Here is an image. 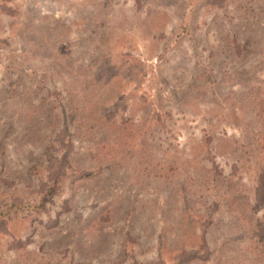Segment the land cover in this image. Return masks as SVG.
I'll return each mask as SVG.
<instances>
[{
	"label": "rangeland",
	"instance_id": "rangeland-1",
	"mask_svg": "<svg viewBox=\"0 0 264 264\" xmlns=\"http://www.w3.org/2000/svg\"><path fill=\"white\" fill-rule=\"evenodd\" d=\"M0 219V264H264V0H0Z\"/></svg>",
	"mask_w": 264,
	"mask_h": 264
},
{
	"label": "trees",
	"instance_id": "trees-1",
	"mask_svg": "<svg viewBox=\"0 0 264 264\" xmlns=\"http://www.w3.org/2000/svg\"><path fill=\"white\" fill-rule=\"evenodd\" d=\"M59 172V170L57 169V168H55V165H52V167H51V169H50V173H51V175H56L57 173ZM1 221H3L2 219H0ZM0 224H2V222H0ZM3 227V226H2ZM0 229H2L1 227H0ZM15 242L16 243H21V239L19 238V239H15ZM185 254V252L184 253H182V255H180L179 256V258H178V261H177V264H183V263H185L187 260H186V257H188V256H183ZM189 254V256H192V252H190V253H188ZM187 254V255H188ZM195 255H197V254H195ZM197 257V256H196Z\"/></svg>",
	"mask_w": 264,
	"mask_h": 264
}]
</instances>
